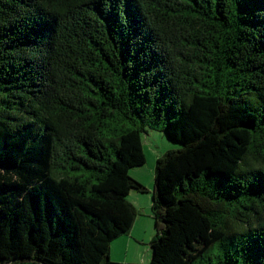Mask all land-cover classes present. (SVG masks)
<instances>
[{
    "label": "trees",
    "instance_id": "trees-1",
    "mask_svg": "<svg viewBox=\"0 0 264 264\" xmlns=\"http://www.w3.org/2000/svg\"><path fill=\"white\" fill-rule=\"evenodd\" d=\"M147 127L148 264H264V0H0V264H111Z\"/></svg>",
    "mask_w": 264,
    "mask_h": 264
},
{
    "label": "crops",
    "instance_id": "crops-1",
    "mask_svg": "<svg viewBox=\"0 0 264 264\" xmlns=\"http://www.w3.org/2000/svg\"><path fill=\"white\" fill-rule=\"evenodd\" d=\"M130 201L137 210V217L131 231L114 240L110 249L111 264H138L139 262L148 264L149 262L150 244L155 234L154 218L151 212L152 202L148 199L143 201L138 197Z\"/></svg>",
    "mask_w": 264,
    "mask_h": 264
},
{
    "label": "rangeland",
    "instance_id": "rangeland-1",
    "mask_svg": "<svg viewBox=\"0 0 264 264\" xmlns=\"http://www.w3.org/2000/svg\"><path fill=\"white\" fill-rule=\"evenodd\" d=\"M142 141L146 161L142 166L132 167L130 169V174L137 182L147 187L148 191L139 193L135 192L133 189L129 194V199L134 200V198L138 197L143 201L148 199L149 202H152V190L154 188L155 163L157 161V157L169 149L179 147L181 145L179 142L168 138L165 131L153 130L150 127H147V131L142 133ZM148 260L149 262L151 261V251H149ZM138 264L142 263L139 262Z\"/></svg>",
    "mask_w": 264,
    "mask_h": 264
},
{
    "label": "water",
    "instance_id": "water-1",
    "mask_svg": "<svg viewBox=\"0 0 264 264\" xmlns=\"http://www.w3.org/2000/svg\"><path fill=\"white\" fill-rule=\"evenodd\" d=\"M135 192H137V191H135Z\"/></svg>",
    "mask_w": 264,
    "mask_h": 264
}]
</instances>
